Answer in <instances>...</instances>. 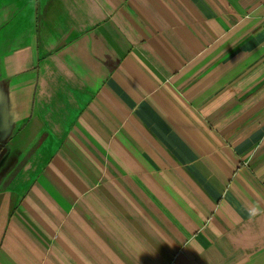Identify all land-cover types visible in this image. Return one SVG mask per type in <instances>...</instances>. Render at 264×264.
Segmentation results:
<instances>
[{
    "label": "crops",
    "instance_id": "0c3cea01",
    "mask_svg": "<svg viewBox=\"0 0 264 264\" xmlns=\"http://www.w3.org/2000/svg\"><path fill=\"white\" fill-rule=\"evenodd\" d=\"M0 264H264V0H0Z\"/></svg>",
    "mask_w": 264,
    "mask_h": 264
},
{
    "label": "flooded vegetation",
    "instance_id": "af4514ba",
    "mask_svg": "<svg viewBox=\"0 0 264 264\" xmlns=\"http://www.w3.org/2000/svg\"><path fill=\"white\" fill-rule=\"evenodd\" d=\"M1 145H2V144H1V141H0V154L2 153V148H1Z\"/></svg>",
    "mask_w": 264,
    "mask_h": 264
}]
</instances>
